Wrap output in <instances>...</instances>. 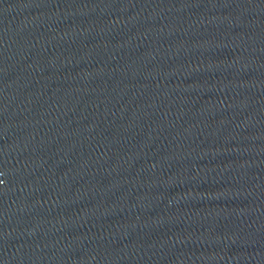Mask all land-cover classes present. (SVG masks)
<instances>
[{
  "label": "water",
  "instance_id": "95a60500",
  "mask_svg": "<svg viewBox=\"0 0 264 264\" xmlns=\"http://www.w3.org/2000/svg\"><path fill=\"white\" fill-rule=\"evenodd\" d=\"M0 264H264V0H0Z\"/></svg>",
  "mask_w": 264,
  "mask_h": 264
}]
</instances>
